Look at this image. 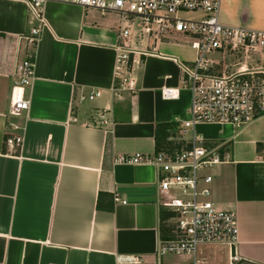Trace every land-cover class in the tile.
I'll use <instances>...</instances> for the list:
<instances>
[{
    "label": "crops",
    "instance_id": "crops-1",
    "mask_svg": "<svg viewBox=\"0 0 264 264\" xmlns=\"http://www.w3.org/2000/svg\"><path fill=\"white\" fill-rule=\"evenodd\" d=\"M43 18L30 108L12 118L11 73L27 54L24 44L17 53L18 39L40 23L27 3L0 0V264H189L190 256L158 258L161 237L175 222L165 219L168 195L156 169L115 159L174 151L189 137L180 135L191 100L181 63L195 53L187 45L188 61L178 56L181 44L134 42L137 91L118 92L120 17L48 2ZM219 21L264 32V0H221ZM164 89L179 98L165 100ZM97 91L99 98L80 101ZM196 133L224 159L208 171L211 199L236 214L238 264H264V116L241 130L202 125ZM15 137L22 145L9 147ZM205 247L201 264H230L229 249L218 261Z\"/></svg>",
    "mask_w": 264,
    "mask_h": 264
},
{
    "label": "built area",
    "instance_id": "built-area-1",
    "mask_svg": "<svg viewBox=\"0 0 264 264\" xmlns=\"http://www.w3.org/2000/svg\"><path fill=\"white\" fill-rule=\"evenodd\" d=\"M29 6L40 23L30 34L18 39L17 53L27 47L26 56L16 61L11 73L9 116L19 117L30 108L27 91L35 70V51L44 25L43 7L48 2L76 5L121 19L115 79L118 92L132 95L137 91V77L132 69L136 42L154 41L177 36L195 53V59L181 63L182 84L190 92L189 119L181 123L180 135L189 137L181 147L155 155L119 156L116 165L146 164L157 171L158 187L168 198L161 207L174 215L175 236L160 241L158 258L190 256L189 264H201L198 251L202 246H225L230 264L242 261L236 252L239 228L233 211L213 203V177L208 171L224 163L218 147L196 133L198 126H232L245 128L264 116V32L241 27H226L219 21L221 0H20ZM203 17L186 19L182 15ZM6 71L0 69V74ZM101 96L92 92L81 102ZM165 100H176L179 91L164 89ZM101 121L108 125L106 115ZM9 147L21 146L22 137L8 138ZM118 202L119 199L116 198ZM125 203V202H123ZM140 264V263H136Z\"/></svg>",
    "mask_w": 264,
    "mask_h": 264
},
{
    "label": "rangeland",
    "instance_id": "rangeland-1",
    "mask_svg": "<svg viewBox=\"0 0 264 264\" xmlns=\"http://www.w3.org/2000/svg\"><path fill=\"white\" fill-rule=\"evenodd\" d=\"M113 15H115V14H113ZM195 15H197V14H185V15H182V17L183 18H186V19H197L198 17H196ZM118 18H119V16L118 15H116ZM120 19V18H119ZM170 38V37H169ZM176 38V39H175ZM174 39L173 38H170V39H167V38H163L164 39V41H166V42H175V43H178V44H181V47H184V48H181L182 50H178V52H179V57L180 58H182V59H185V60H192L193 59V54L190 52V50H188L186 47H187V43L184 41V40H182V39H180L179 37H175ZM175 53H176V51H175ZM191 63V62H190ZM185 90H187V88L186 87H183ZM215 130V129H214ZM206 249H207V252H210V251H216V253H217V255H218V257H217V260L219 261L220 259V257H219V251H223V252H225V251H227L228 250V248L226 247H218V246H216V247H214V246H206L205 247ZM216 255V256H217ZM166 258V257H165ZM168 260H175V258H168Z\"/></svg>",
    "mask_w": 264,
    "mask_h": 264
},
{
    "label": "trees",
    "instance_id": "trees-1",
    "mask_svg": "<svg viewBox=\"0 0 264 264\" xmlns=\"http://www.w3.org/2000/svg\"><path fill=\"white\" fill-rule=\"evenodd\" d=\"M165 143V142H164ZM167 143L164 144L166 146ZM174 215L172 213H169L165 219L167 220H173ZM175 236V228L167 230L161 237V241H169L173 239Z\"/></svg>",
    "mask_w": 264,
    "mask_h": 264
}]
</instances>
